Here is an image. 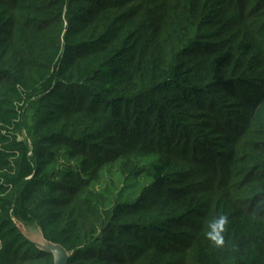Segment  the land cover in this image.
I'll return each mask as SVG.
<instances>
[{"label": "trees", "instance_id": "trees-1", "mask_svg": "<svg viewBox=\"0 0 264 264\" xmlns=\"http://www.w3.org/2000/svg\"><path fill=\"white\" fill-rule=\"evenodd\" d=\"M264 264V0H0V264Z\"/></svg>", "mask_w": 264, "mask_h": 264}, {"label": "water", "instance_id": "water-1", "mask_svg": "<svg viewBox=\"0 0 264 264\" xmlns=\"http://www.w3.org/2000/svg\"><path fill=\"white\" fill-rule=\"evenodd\" d=\"M35 244L39 250L53 255L54 264H68L70 254L62 246L47 242L44 239L42 244Z\"/></svg>", "mask_w": 264, "mask_h": 264}, {"label": "rangeland", "instance_id": "rangeland-1", "mask_svg": "<svg viewBox=\"0 0 264 264\" xmlns=\"http://www.w3.org/2000/svg\"><path fill=\"white\" fill-rule=\"evenodd\" d=\"M19 226L21 227L24 234L29 239H31L33 242L38 243V244L43 243V237L38 227L27 225V224H22V223H19Z\"/></svg>", "mask_w": 264, "mask_h": 264}]
</instances>
